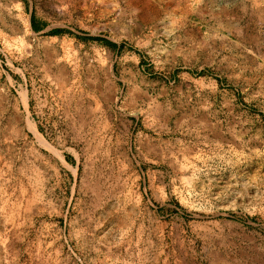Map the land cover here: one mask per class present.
Returning a JSON list of instances; mask_svg holds the SVG:
<instances>
[{"label": "rangeland", "instance_id": "rangeland-1", "mask_svg": "<svg viewBox=\"0 0 264 264\" xmlns=\"http://www.w3.org/2000/svg\"><path fill=\"white\" fill-rule=\"evenodd\" d=\"M0 264H264V0H0Z\"/></svg>", "mask_w": 264, "mask_h": 264}, {"label": "trees", "instance_id": "trees-1", "mask_svg": "<svg viewBox=\"0 0 264 264\" xmlns=\"http://www.w3.org/2000/svg\"><path fill=\"white\" fill-rule=\"evenodd\" d=\"M29 27L31 30H38L40 28V25L37 24V22L34 19L32 14H30V18H29ZM45 33L49 34L50 36H59L61 33L72 35L71 32H69L67 29H64V28L48 29ZM73 36L78 38V39H82V40L98 42L100 44L106 45L110 49L120 50L122 47L121 44L116 45V44L110 43V42L106 41L105 39L100 38L98 36H84V37H79V36H75V35H73ZM226 89L230 90V88H227V87H226Z\"/></svg>", "mask_w": 264, "mask_h": 264}]
</instances>
